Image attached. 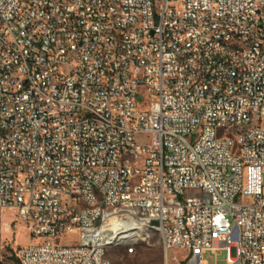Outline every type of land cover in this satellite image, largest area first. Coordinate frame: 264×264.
Listing matches in <instances>:
<instances>
[{
  "label": "built area",
  "instance_id": "1",
  "mask_svg": "<svg viewBox=\"0 0 264 264\" xmlns=\"http://www.w3.org/2000/svg\"><path fill=\"white\" fill-rule=\"evenodd\" d=\"M110 25L131 34L116 56ZM0 143V264H108L105 245H138L117 224L160 226L163 264H264V0H0ZM5 212L27 245L7 244Z\"/></svg>",
  "mask_w": 264,
  "mask_h": 264
},
{
  "label": "bare ground",
  "instance_id": "2",
  "mask_svg": "<svg viewBox=\"0 0 264 264\" xmlns=\"http://www.w3.org/2000/svg\"><path fill=\"white\" fill-rule=\"evenodd\" d=\"M45 0H20L21 4H39ZM106 2L107 7L118 9L119 11H128V0H96ZM50 3H58V0H50ZM178 18H181V26H186V33H198V26H188V11H178ZM136 27H143V20H136ZM219 34L223 36H238V29L234 25L227 23H219ZM110 39L113 44L106 46V56H116L125 46V42H131V34H122V28L118 25H110ZM167 40H175V31L162 29L156 37V44L166 43ZM214 46H220L222 49H231L240 53H249V45L240 38H215ZM258 126V113H250V119L247 125H242L241 134L255 133ZM113 145L118 152H126L129 149V142H124L121 136H113ZM5 145L0 143V161L4 159ZM91 171H100V164H91ZM142 193H149V185H142ZM70 198H78L71 200V207H81L86 205L85 191L69 190ZM91 198H101L100 190H91ZM150 233H158L161 236L162 243L165 242V233L160 226L145 225L143 231ZM8 230L5 229V233ZM117 232L120 238L133 240L134 243H140L142 229L138 225L117 224ZM119 247V246H118ZM114 248V245H105L104 260H108V264H112L108 258V251ZM129 254H133L134 250H128Z\"/></svg>",
  "mask_w": 264,
  "mask_h": 264
},
{
  "label": "rangeland",
  "instance_id": "3",
  "mask_svg": "<svg viewBox=\"0 0 264 264\" xmlns=\"http://www.w3.org/2000/svg\"><path fill=\"white\" fill-rule=\"evenodd\" d=\"M6 230L5 240L8 245L12 244L15 240L16 244L25 246L29 243L28 233L25 227H13L10 230L8 223L10 220V213H4ZM12 231H14L12 235ZM143 235H145L143 237ZM150 238V239H149ZM108 258L112 264H163L164 263V251L162 247L161 236L158 233H150L144 230L141 234V241L136 245L134 253L129 254L126 246H119L117 248H111L108 251ZM207 260L214 264L213 258L207 257ZM13 264V263H6ZM218 264H226V253H221L218 257Z\"/></svg>",
  "mask_w": 264,
  "mask_h": 264
},
{
  "label": "trees",
  "instance_id": "4",
  "mask_svg": "<svg viewBox=\"0 0 264 264\" xmlns=\"http://www.w3.org/2000/svg\"><path fill=\"white\" fill-rule=\"evenodd\" d=\"M7 263H12V259L7 257Z\"/></svg>",
  "mask_w": 264,
  "mask_h": 264
},
{
  "label": "water",
  "instance_id": "5",
  "mask_svg": "<svg viewBox=\"0 0 264 264\" xmlns=\"http://www.w3.org/2000/svg\"><path fill=\"white\" fill-rule=\"evenodd\" d=\"M157 225V223H155Z\"/></svg>",
  "mask_w": 264,
  "mask_h": 264
}]
</instances>
